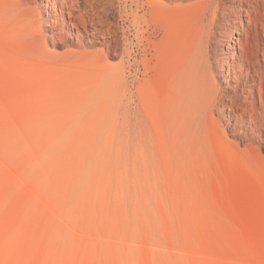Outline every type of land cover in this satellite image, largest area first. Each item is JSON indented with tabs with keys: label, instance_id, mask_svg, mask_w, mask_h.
Wrapping results in <instances>:
<instances>
[{
	"label": "rangeland",
	"instance_id": "obj_1",
	"mask_svg": "<svg viewBox=\"0 0 264 264\" xmlns=\"http://www.w3.org/2000/svg\"><path fill=\"white\" fill-rule=\"evenodd\" d=\"M117 5L112 54L0 18V264H264V147L227 116L182 127L159 76L136 136L141 53Z\"/></svg>",
	"mask_w": 264,
	"mask_h": 264
},
{
	"label": "bare ground",
	"instance_id": "obj_2",
	"mask_svg": "<svg viewBox=\"0 0 264 264\" xmlns=\"http://www.w3.org/2000/svg\"><path fill=\"white\" fill-rule=\"evenodd\" d=\"M116 2L133 30V51L141 53L134 65L136 136L143 89L159 76L182 127L198 130L227 116L231 130L247 131L249 146L264 147V0H0V18H27V34L42 46L100 43L112 54L122 45L111 16Z\"/></svg>",
	"mask_w": 264,
	"mask_h": 264
}]
</instances>
